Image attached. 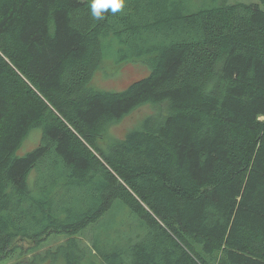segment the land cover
Listing matches in <instances>:
<instances>
[{"label":"trees","instance_id":"1","mask_svg":"<svg viewBox=\"0 0 264 264\" xmlns=\"http://www.w3.org/2000/svg\"><path fill=\"white\" fill-rule=\"evenodd\" d=\"M193 3L0 0V264L51 233L39 264H264V0ZM112 54L148 73L94 87Z\"/></svg>","mask_w":264,"mask_h":264},{"label":"rangeland","instance_id":"2","mask_svg":"<svg viewBox=\"0 0 264 264\" xmlns=\"http://www.w3.org/2000/svg\"><path fill=\"white\" fill-rule=\"evenodd\" d=\"M193 7L202 6L203 4L211 3V0H193ZM230 2L233 1H249V0H227ZM114 56L107 55L102 64H100V68H98L93 77H91V83L94 87L103 89V90H120L126 88L130 83L133 81L143 77L145 74L148 73V68L136 62L130 61H123V62H115ZM153 107L150 104H142L134 110H131L129 113L124 115L120 120L113 122L109 127V135L112 136L114 139H119L124 136V134L130 130L131 128L136 127L142 118L153 112ZM40 130L39 129H32L28 135L23 139L21 145L16 151V155H23L27 151L31 150L38 144L40 140ZM117 209L113 211L111 214L104 215L101 217L102 223V230L110 231L113 233L116 230V227H109L110 224H119L121 222L129 221V217H133L130 213H126L125 210L123 211L120 209L121 207H127L121 201L115 202ZM92 226L87 227V229H91ZM64 234L62 233H51L48 237L44 238V242L39 247L35 248L34 250L29 249L30 243L27 241H18L17 253L13 252V256L11 255L9 259H6L3 264H37V255L43 253L45 249L48 247L56 248L59 241L64 240ZM107 236L111 238V236ZM17 246V247H18ZM35 256V257H34ZM39 264V263H38ZM53 264H64L62 260L57 261Z\"/></svg>","mask_w":264,"mask_h":264},{"label":"clouds","instance_id":"3","mask_svg":"<svg viewBox=\"0 0 264 264\" xmlns=\"http://www.w3.org/2000/svg\"><path fill=\"white\" fill-rule=\"evenodd\" d=\"M125 6V0H89V14L95 20H102L109 10L115 14Z\"/></svg>","mask_w":264,"mask_h":264}]
</instances>
